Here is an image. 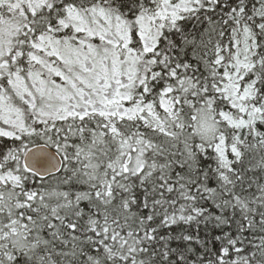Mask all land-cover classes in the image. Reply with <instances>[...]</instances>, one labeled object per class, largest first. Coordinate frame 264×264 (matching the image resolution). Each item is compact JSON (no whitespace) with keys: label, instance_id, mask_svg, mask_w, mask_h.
<instances>
[{"label":"snow or ice","instance_id":"6c2138e0","mask_svg":"<svg viewBox=\"0 0 264 264\" xmlns=\"http://www.w3.org/2000/svg\"><path fill=\"white\" fill-rule=\"evenodd\" d=\"M0 264H264V0H0Z\"/></svg>","mask_w":264,"mask_h":264}]
</instances>
